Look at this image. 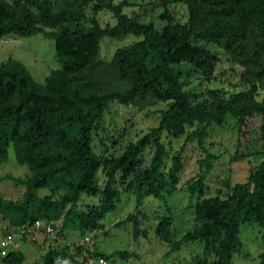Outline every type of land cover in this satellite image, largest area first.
<instances>
[{
  "label": "trees",
  "instance_id": "obj_1",
  "mask_svg": "<svg viewBox=\"0 0 264 264\" xmlns=\"http://www.w3.org/2000/svg\"><path fill=\"white\" fill-rule=\"evenodd\" d=\"M183 1L188 11L187 23H172L164 16L167 22L157 31L123 15L124 2L112 5L106 0H0V37L40 35L51 40L65 84H71L96 58L101 38L140 37L139 41L114 51L119 84L100 93L68 85L63 89L43 87L30 78L19 62L8 60L0 64V164L6 161L11 147L16 163L26 165L30 172L23 179L6 176L14 186L23 187L19 200H0V216L10 228L33 221H60L58 235L73 222L81 233L102 230L103 217L119 202L113 187L118 174L120 183L129 179L127 186L134 196L133 213L119 223L130 224L133 239L145 236L138 223L142 198L150 196L165 203L162 194L174 190L181 167L182 147L172 156L170 167L164 168L166 151L162 136L183 137L184 142H195L205 152L207 129L221 125L226 115L235 120L242 143L255 137L252 153L260 154L261 161L243 182L224 184L227 193L223 199H201L205 190L203 180L214 159L205 152V157L197 161L199 172L185 182L188 195L197 198L193 205L194 227L173 242V217L164 205L165 215L158 219L153 233L171 250L201 242L202 254H213L214 264H230L242 248L240 227H264V99H254L253 84L246 92L209 105L191 103L183 90L189 71L206 77L212 74L215 58L205 48L207 45L232 48L236 56L253 65L254 69L246 73L251 79L256 81L264 76V0ZM90 4L93 10L108 11L115 25L102 29L93 17L86 25L85 8ZM246 42L250 43L249 54L244 52ZM184 67L189 71L183 72ZM146 95L168 101L166 109L159 112L158 125L128 144L120 156L99 160L91 150V133L98 129L108 103L128 105ZM150 142L153 154L149 166L136 170L137 157ZM98 169L105 175L101 190L97 185ZM42 189L51 195L38 197L36 192ZM83 193L100 194L98 205L86 212L75 209ZM81 252L79 246L73 255L64 248L48 249L41 263L73 262ZM84 252L106 260L114 256L123 260L132 257V253L124 251L107 255ZM23 260L18 251L0 258L1 264H22ZM256 264H264V250L257 255Z\"/></svg>",
  "mask_w": 264,
  "mask_h": 264
},
{
  "label": "rangeland",
  "instance_id": "obj_2",
  "mask_svg": "<svg viewBox=\"0 0 264 264\" xmlns=\"http://www.w3.org/2000/svg\"><path fill=\"white\" fill-rule=\"evenodd\" d=\"M112 5L124 2L121 13L139 24L150 25L159 31L168 17L172 23L186 24L188 11L183 0H106ZM93 4L85 8V24L93 17L97 25L102 28H112L115 25L113 16L104 9L93 10ZM165 16V17H164ZM140 37L118 35L114 38L103 37L98 43L96 58L86 69L80 71L71 84H65L66 78L60 72V66L54 57L53 42L40 35L17 37L5 35L0 37V64L8 60L19 62L30 78L38 85L53 89H63L67 85L71 88L91 91H109L118 85L116 66L113 60L114 51L122 46L139 41ZM249 42L244 45L245 54H249ZM205 48L215 58L213 72L209 77L192 73L184 67L183 72L189 71L183 90L189 95L191 103L212 104L218 100H227L230 96L246 92L250 85L255 86L254 99H264V76L256 81L246 74L254 69L253 65L242 57L236 56L232 48L224 49L214 45ZM244 60V62H243ZM264 62V56L262 57ZM264 75V74H262ZM67 86V87H68ZM91 89V90H90ZM168 101H158L146 95L135 99L131 104L121 105L110 102L103 112L100 125L91 133V150L102 160L108 157H118L124 148L135 143L141 136L149 133L158 125L159 112L166 109ZM251 137L247 143L238 139L235 120L226 115L219 126L212 125L207 129L204 143L205 152L213 155L210 171L203 180L205 187L201 199L217 196L223 199L227 193V186L243 182L248 173L261 161V155L252 153L255 145ZM162 143L166 151L164 168H169L171 158L182 147L181 167L177 176L174 190L163 193L165 203L152 197H144L139 208V228L145 236L132 238L130 224L119 222L129 213H133L134 196L128 189L129 179L119 182L116 174L114 189L119 194V202L115 209L107 213L102 219V230L79 231L75 222L69 223L62 234L58 235L60 221L51 223L53 236L42 232L29 233L27 229L10 228L0 216V238L14 236L16 248L24 256L22 264H42L41 258L48 249L62 250L73 255L79 246L83 252L74 258L73 262L61 261L57 264H86V247L80 245V240L88 236L91 240L93 252L110 254L114 251L132 253V257L123 260L114 256L108 260L109 264H214L213 254L203 255L201 242L182 244L177 250L169 249L168 245L159 240L153 233L158 219L165 215L164 205L169 207L173 222L170 228L172 241L194 227L193 205L196 195L190 197L185 189V182L198 172L197 161L205 157V152L197 147L195 142H184L183 137L170 138L162 136ZM247 152H249L247 154ZM153 154L150 142L140 152L135 164L136 170H146ZM243 154V155H242ZM30 175L26 165H18L15 161L14 150L9 147L7 159L0 164V200L17 201L21 198L23 187L14 186L6 176L25 178ZM98 189L105 183L104 173L98 169L96 173ZM38 197L50 196L47 189L36 192ZM100 194L90 196L81 194L75 209L86 212L98 205ZM242 248L233 255L230 264H256L257 255L264 250V227L258 225H243L239 230ZM1 258V257H0ZM1 264V262H0Z\"/></svg>",
  "mask_w": 264,
  "mask_h": 264
},
{
  "label": "built area",
  "instance_id": "obj_3",
  "mask_svg": "<svg viewBox=\"0 0 264 264\" xmlns=\"http://www.w3.org/2000/svg\"><path fill=\"white\" fill-rule=\"evenodd\" d=\"M20 229H27L29 233H38L42 232L48 236H53V226L51 223H46L43 221H33L30 224H24L19 227ZM80 245L86 247L89 253H92L91 249L92 243L88 236L83 237L80 240ZM16 248V244L14 243V236L8 235L0 238V257L6 256L9 252L13 251ZM86 264H109L108 260L99 256H87Z\"/></svg>",
  "mask_w": 264,
  "mask_h": 264
}]
</instances>
